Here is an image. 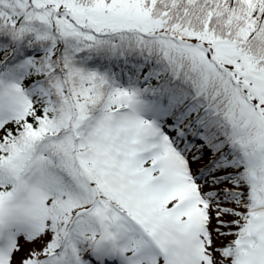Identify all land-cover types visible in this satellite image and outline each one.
<instances>
[{
	"label": "snow or ice",
	"instance_id": "obj_1",
	"mask_svg": "<svg viewBox=\"0 0 264 264\" xmlns=\"http://www.w3.org/2000/svg\"><path fill=\"white\" fill-rule=\"evenodd\" d=\"M0 264H264V0H0Z\"/></svg>",
	"mask_w": 264,
	"mask_h": 264
}]
</instances>
